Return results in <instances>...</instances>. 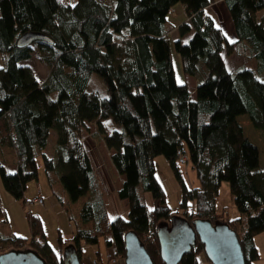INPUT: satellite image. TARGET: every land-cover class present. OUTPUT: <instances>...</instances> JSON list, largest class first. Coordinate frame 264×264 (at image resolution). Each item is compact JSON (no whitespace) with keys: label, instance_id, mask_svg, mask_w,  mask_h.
<instances>
[{"label":"trees","instance_id":"16d2710c","mask_svg":"<svg viewBox=\"0 0 264 264\" xmlns=\"http://www.w3.org/2000/svg\"><path fill=\"white\" fill-rule=\"evenodd\" d=\"M177 2L188 18L177 25L173 43L182 71L198 78L193 97L187 83L176 81L171 61L168 34L174 24L167 14ZM222 2L234 40L206 12L210 0H0V180L14 198L25 200L28 181L37 180L40 155L49 183L55 171L76 207L72 214L67 206L74 228L68 238L58 235L60 254L39 216L30 213L31 236L0 233V253L6 247L32 248L48 264H63V248L72 243L83 264L82 243L97 245L103 237L107 250L114 247L115 260L124 257L123 235L131 229L154 264H163L157 223L173 214L190 222L217 219L214 195L227 181L239 216L224 221L238 235L245 264L258 259L253 237L264 231V165L237 118L245 115L256 130H264V13H259L264 0ZM28 31L48 39L18 45ZM32 50L48 68L40 82L21 63ZM223 53L253 65L229 70ZM93 74L102 79L104 92ZM106 119L115 126L110 131L102 123ZM90 123L96 127L92 138L101 135L122 176L116 197L126 202L125 215L109 216L98 190L82 139ZM51 132L55 147L48 155ZM157 155L179 183V212L167 204L155 175ZM187 162L196 186L184 179L181 165ZM10 163L14 171L5 167ZM6 220L0 200V223ZM200 255L208 261L197 240L178 264H199ZM93 258L103 262L99 249ZM104 258L108 261L107 252Z\"/></svg>","mask_w":264,"mask_h":264},{"label":"rangeland","instance_id":"374dc122","mask_svg":"<svg viewBox=\"0 0 264 264\" xmlns=\"http://www.w3.org/2000/svg\"><path fill=\"white\" fill-rule=\"evenodd\" d=\"M222 1L223 0H210L211 3L209 5L213 6L210 7L208 5L210 8L205 7V10L207 13L214 15L215 23L223 29L227 39L234 40L235 32L233 30L232 21L225 4ZM167 17L174 24L173 29L168 34V39L175 79L179 83H187L190 94L193 97L195 94V83L198 81V78L185 74L182 71L181 60L179 54L174 48L173 43L174 38L177 36V25L188 18L182 3H175L167 14ZM183 40H186V36L183 37ZM223 55L226 67L229 70H235L245 64H248V66L253 65L252 61H248L245 57L236 53H223ZM21 63L27 64L31 68L39 82L46 77L48 68L41 61L35 50H32L31 57L29 59L23 60ZM94 75L95 74L92 76ZM95 77L97 80H94V84L98 85L97 88L100 90V92H104V84L102 79L97 75H95ZM237 121L242 126L244 135L249 138L251 142L257 145L259 149V162L261 165H264V130H256L245 115H239ZM102 123L106 131H110L114 127V124L110 119H106ZM87 126L89 133L82 136L83 144L85 143L84 146L89 153L98 190H100L104 196L105 207L109 216L111 217L117 213L125 215L127 208L126 202L116 197V189L120 187L122 176L111 164L110 156L112 152L105 147L103 141L100 139L101 135H98V140H94L92 138V134L96 132L95 125L90 123L87 124ZM52 133L53 132L50 133L49 140L47 141L46 148L44 149V152L48 155L53 154L55 147ZM36 161L38 165L37 180L28 181L24 191V197L25 200H30L39 196L42 197L43 202L40 204L32 202L27 205L25 200L14 198L4 188L0 180V200L2 206L5 209L7 219L5 222L0 223V233L2 235L15 234L17 236L29 238L31 236V230L27 215L28 213L36 214L41 219L48 242L55 252L60 254L61 249L60 243L58 241V235L60 234L62 238H68L71 236L74 228L73 221L68 219L67 206L71 207L69 212L72 214L76 212V207L74 204L70 205L71 202L59 180L58 174L53 171L52 177L50 179L52 182L49 183L48 176L44 170V163L40 155L37 157ZM154 164L155 175L165 191L167 204L173 211L179 212L180 210L178 205L181 195L179 183L175 179L171 169L168 166V163L163 156L157 155L154 158ZM5 167L13 168L12 163ZM14 168H16V166H14ZM181 169L188 186L192 187L198 185V180L195 177L194 170L191 168L190 163L187 162L186 164H182ZM145 195L148 204H150V194L146 193ZM213 202L214 214L217 216V219L224 221L225 218L232 219L239 216V212L233 202L230 186L227 181L221 182L217 193L214 195ZM253 242L258 251L259 257L258 259L254 260L252 264H264V231L255 234L253 237ZM9 249L11 248L6 247L5 251ZM97 249L100 250V254L103 258V262L100 261V263L106 264V259L104 256L107 251H110V248L107 250L105 238L103 237L100 238L97 245L82 243L83 258L88 260L94 259L93 257L95 256V251ZM201 257L202 256L200 255V258ZM199 264H210V262L205 258H201Z\"/></svg>","mask_w":264,"mask_h":264},{"label":"water","instance_id":"95a60500","mask_svg":"<svg viewBox=\"0 0 264 264\" xmlns=\"http://www.w3.org/2000/svg\"><path fill=\"white\" fill-rule=\"evenodd\" d=\"M36 38L48 39L42 33L28 31L18 38L17 44H30ZM155 232L163 264H178L181 257L195 246L197 240L202 244L210 264H245L238 235L226 221L195 218L190 222L184 216L173 214L169 221H159ZM123 245L124 264H154L134 230L129 229L124 233ZM62 258L63 264H81L72 243L64 246ZM0 264L48 263L35 249L11 248L0 253Z\"/></svg>","mask_w":264,"mask_h":264},{"label":"crops","instance_id":"0c3cea01","mask_svg":"<svg viewBox=\"0 0 264 264\" xmlns=\"http://www.w3.org/2000/svg\"><path fill=\"white\" fill-rule=\"evenodd\" d=\"M210 7L211 6H213V5H209ZM209 6H207V7H209ZM209 7V8H210ZM214 11V10H213ZM259 13H264V9L263 10H261ZM259 13H257V15L259 16ZM209 14V13H208ZM213 19H214V15L213 14H209ZM264 73H261L260 74V77L262 78V79H264ZM197 80V79H196ZM198 82V81H197ZM196 82V83H197ZM196 83H195V86H196ZM115 127V126H114ZM113 127V128H114ZM112 152V151H111ZM111 164H112V162H111ZM14 164H12V167L13 168H7V169H9L10 171H14L15 170V168H14ZM112 166H113V164H112ZM115 168V167H114ZM103 183H104V181H103ZM37 197H39V196H37ZM37 197H34V198H32L33 200L34 199H36ZM103 198H104V196H103ZM109 249V248H108ZM110 251L109 252H111V253H113V250H114V247H111L110 249H109ZM108 252V251H107ZM106 262H107V260H106ZM83 264H90V260H88V259H84L83 258ZM103 264V263H102ZM113 264H124V262H123V259L122 258H120L118 255H117V257H115V261H114V263Z\"/></svg>","mask_w":264,"mask_h":264},{"label":"built area","instance_id":"2783aa9c","mask_svg":"<svg viewBox=\"0 0 264 264\" xmlns=\"http://www.w3.org/2000/svg\"><path fill=\"white\" fill-rule=\"evenodd\" d=\"M180 154V155H179ZM178 155H179V161H185V154H181L180 152H178ZM35 201L37 202V203H42V199L40 198V197H38L37 199H35ZM108 258L110 259V261H109V263L108 264H113L114 263V257H113V255L111 254V253H108ZM91 264H98V262L96 261V260H94V259H92L91 260V262H90Z\"/></svg>","mask_w":264,"mask_h":264}]
</instances>
